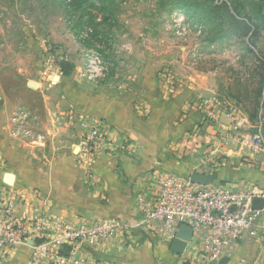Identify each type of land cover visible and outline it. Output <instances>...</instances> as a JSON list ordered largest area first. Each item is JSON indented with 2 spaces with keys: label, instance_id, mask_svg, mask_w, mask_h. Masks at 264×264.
Segmentation results:
<instances>
[{
  "label": "rangeland",
  "instance_id": "obj_1",
  "mask_svg": "<svg viewBox=\"0 0 264 264\" xmlns=\"http://www.w3.org/2000/svg\"><path fill=\"white\" fill-rule=\"evenodd\" d=\"M93 51L109 67L99 80L87 73L86 54ZM62 60L74 65L70 75L60 71ZM148 66L158 69L170 98L182 91L187 96L180 115L171 117V134L177 126L187 138L201 122L223 125L220 130L231 136L224 148L244 152V138L256 126L264 133V0H0V139L49 163L66 138L76 146L87 186L99 188L97 153L113 146L115 154L132 156L145 144L129 137L128 144L111 128L92 157L81 156L78 145L103 123L94 111L108 108L104 97L119 98ZM213 97L229 107L236 103V119L222 107L217 120L206 118ZM136 107L145 109L138 102ZM65 119L73 123L65 126ZM174 140L164 145L170 154L161 150L162 156L174 157ZM46 144L56 149L43 155ZM245 159L234 157L228 167ZM183 168L189 178L190 166Z\"/></svg>",
  "mask_w": 264,
  "mask_h": 264
},
{
  "label": "crops",
  "instance_id": "obj_2",
  "mask_svg": "<svg viewBox=\"0 0 264 264\" xmlns=\"http://www.w3.org/2000/svg\"><path fill=\"white\" fill-rule=\"evenodd\" d=\"M143 69V76L129 81L128 93L124 92L116 99L104 97L103 105H108V108L115 106V109L110 111L107 107H100L94 111V114L102 117L100 119L107 133L112 128L118 137L127 140L129 137L133 143L145 144L140 152L135 153L133 148L132 156L131 153L126 156L115 154L113 146L106 153H97L94 169L99 188L90 189L87 186V179L82 175L74 156L76 146H72L73 143L66 138L57 149L48 144L40 148L42 154L54 152L51 148L56 149L57 155L52 162L45 163L40 156L29 158L26 146H10L1 137L0 186L28 192L29 195L33 191L39 194V200L28 201L34 207H30V204L18 205V216L30 208L39 211L50 208L65 220L119 221L121 229L111 243L85 248L91 258L114 264H179L180 255L173 252L159 234L150 233L141 224L143 212L136 205V196L140 192H150L155 181L154 173L162 170L184 176L186 170L180 168L189 165L191 172L197 169L205 174H216V184L247 180L259 185H264V174L258 158L248 150L243 152L222 147L213 160L208 161L213 148L210 144H218L226 136V132L220 129H226L227 126L222 125L220 128L215 123L203 125L201 122L197 134L186 138L184 127L176 125L171 134V117L180 115L187 96L182 91L170 98L158 69L153 66ZM137 102L141 106L145 105L142 112L136 107ZM94 116L97 115L89 117ZM63 123L67 126L73 122L65 119ZM80 123L77 122L76 126H80ZM170 139H175L172 150L177 152L172 151L174 157L162 156L161 150H167L164 145ZM165 154L169 155L170 152L166 151ZM242 154L248 158L245 163L228 167L233 164L234 157ZM153 166L154 170L147 172ZM214 168H217L216 171ZM6 173L15 176L13 184L5 181ZM28 256L29 251L23 249L17 258L4 264H27ZM227 264H264V247L257 240L245 239L236 247Z\"/></svg>",
  "mask_w": 264,
  "mask_h": 264
},
{
  "label": "built area",
  "instance_id": "obj_3",
  "mask_svg": "<svg viewBox=\"0 0 264 264\" xmlns=\"http://www.w3.org/2000/svg\"><path fill=\"white\" fill-rule=\"evenodd\" d=\"M86 60L90 79L107 76L109 67L96 52L87 53ZM234 104L229 107L227 102L213 97L206 118L217 120L222 107L226 116L236 119L238 108ZM261 126H256L257 132L245 137L244 142L251 154L258 158L264 174ZM24 132L31 134L25 128ZM106 133L103 123L94 125L78 145L81 156L92 157L104 142ZM228 136L215 143L212 157L229 142ZM154 179L150 192H140L136 196V205L143 212L141 224L150 233L159 234L169 245L178 238L183 225L192 230V239L180 255L179 264H218L223 257L230 259L245 239L257 240L264 247V185L247 180L200 185L162 170L154 173ZM39 198L34 191L29 195L0 186L1 264L17 258L23 249L29 251L27 264H114L89 257L85 248L111 243L121 229L119 221L65 220L50 208L42 211L30 208L18 216L20 203L34 207L28 201L35 202ZM255 199L263 200L261 209L253 208Z\"/></svg>",
  "mask_w": 264,
  "mask_h": 264
},
{
  "label": "water",
  "instance_id": "obj_4",
  "mask_svg": "<svg viewBox=\"0 0 264 264\" xmlns=\"http://www.w3.org/2000/svg\"><path fill=\"white\" fill-rule=\"evenodd\" d=\"M5 181L8 184H13L15 176L12 173H6L5 176ZM189 179L191 182L200 184V185H206V184H213L216 179L217 175L216 174H205L202 172H199L197 169H193ZM263 206V200L262 199H255L253 202V208L255 209H261ZM192 239V230L188 227L183 225L180 228L178 238L172 242L170 245V248L173 252H175L178 255L183 254L185 247L188 242H190ZM229 257H223L218 264H227L229 262Z\"/></svg>",
  "mask_w": 264,
  "mask_h": 264
},
{
  "label": "trees",
  "instance_id": "obj_5",
  "mask_svg": "<svg viewBox=\"0 0 264 264\" xmlns=\"http://www.w3.org/2000/svg\"><path fill=\"white\" fill-rule=\"evenodd\" d=\"M59 67H60V71L64 74V75H70L71 72H73L74 69V65L71 62H68L66 60H62L59 62ZM189 264V263H186Z\"/></svg>",
  "mask_w": 264,
  "mask_h": 264
}]
</instances>
